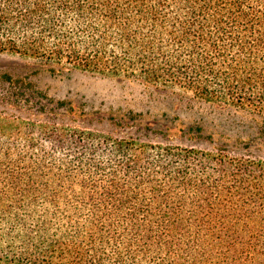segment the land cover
Segmentation results:
<instances>
[{
    "label": "trees",
    "instance_id": "16d2710c",
    "mask_svg": "<svg viewBox=\"0 0 264 264\" xmlns=\"http://www.w3.org/2000/svg\"><path fill=\"white\" fill-rule=\"evenodd\" d=\"M0 53L189 91L264 139V0H0ZM0 84V264H264V158L132 112L79 124L33 78Z\"/></svg>",
    "mask_w": 264,
    "mask_h": 264
},
{
    "label": "rangeland",
    "instance_id": "374dc122",
    "mask_svg": "<svg viewBox=\"0 0 264 264\" xmlns=\"http://www.w3.org/2000/svg\"><path fill=\"white\" fill-rule=\"evenodd\" d=\"M29 62L14 54L0 53V74L8 72L33 78L37 88L45 96L43 102L65 101L78 107L75 119L79 124L111 131L114 128L112 117L115 114L132 112L140 114L143 121L150 123L154 129L173 127L170 137L172 141L201 148L225 142L235 152L264 158V139H245L250 130L246 125L236 127L233 124V119L236 118L233 113H221L214 104L191 97L189 91L182 93L174 88L164 95L151 94L148 88L138 82L80 70L63 75L42 72L35 77ZM5 90L6 86L0 84V93ZM2 110L15 111L0 98V111ZM34 111L35 109L31 112ZM19 114L28 113L20 111ZM234 144L240 149H235Z\"/></svg>",
    "mask_w": 264,
    "mask_h": 264
}]
</instances>
